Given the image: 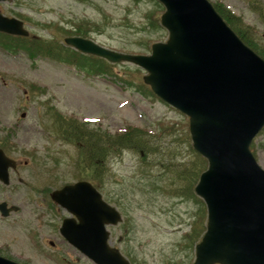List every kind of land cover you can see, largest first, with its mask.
Wrapping results in <instances>:
<instances>
[{
  "label": "rangeland",
  "instance_id": "1",
  "mask_svg": "<svg viewBox=\"0 0 264 264\" xmlns=\"http://www.w3.org/2000/svg\"><path fill=\"white\" fill-rule=\"evenodd\" d=\"M208 1L240 16L264 47V16L251 5L258 1L264 8V0ZM0 11L19 17L38 38L62 43L81 34L123 53L148 54L153 42L167 37L160 24L164 7L157 0H7ZM113 73L87 74L0 48V140L18 161L10 184L0 186V202L18 207L0 215V255L19 264H94L60 236L59 225L69 214L49 197L62 185L85 179L121 213L122 221L107 227L109 244L131 264L193 263L206 207L195 194L175 191L189 184L177 173L194 159L188 117L152 93L141 68L121 62ZM53 111L111 134L131 126L146 130L154 150L148 156L126 148L110 153L88 179L86 164L78 163L81 144L61 134L67 122ZM254 141L264 168V132Z\"/></svg>",
  "mask_w": 264,
  "mask_h": 264
},
{
  "label": "water",
  "instance_id": "2",
  "mask_svg": "<svg viewBox=\"0 0 264 264\" xmlns=\"http://www.w3.org/2000/svg\"><path fill=\"white\" fill-rule=\"evenodd\" d=\"M6 0H0V2ZM165 7V42L149 55L119 53L81 37L74 49L109 62H130L145 84L189 117L193 148L208 161L195 193L207 207L206 231L193 264H264V168L250 150L264 127V59L245 45L208 0H158ZM0 32L27 36L17 18L0 12ZM13 160L0 150V180L8 183ZM51 199L71 216L61 235L95 264H130L108 245L106 226L121 221L88 181L67 184ZM15 207L0 204L8 215ZM0 264H18L0 256Z\"/></svg>",
  "mask_w": 264,
  "mask_h": 264
},
{
  "label": "trees",
  "instance_id": "3",
  "mask_svg": "<svg viewBox=\"0 0 264 264\" xmlns=\"http://www.w3.org/2000/svg\"><path fill=\"white\" fill-rule=\"evenodd\" d=\"M252 10L264 16V8L260 2L255 1L252 4ZM215 9L222 15L226 23L236 32L238 37L242 39L257 55L264 59V47H261L254 29L250 26L243 25L241 17L234 14L223 4L215 3ZM73 35V34H72ZM80 35L81 34H75ZM0 47L10 53H18L24 51L31 59L39 57L48 58L57 62H62L74 65L81 70H85L87 74H109L114 75L113 66L104 59L85 55L71 49L60 41H50L45 38L33 36L21 37L12 36L0 33ZM63 127L64 134L69 140L70 138L81 144V153L78 159L79 165L86 164L85 171L88 179L93 177V173L98 170L99 162L108 157L110 153H115L118 150L129 149L132 151L142 152L144 156H148L149 152L154 150L148 144L149 139H145L146 130L138 127H128L124 132L118 134L101 133L99 129H87L82 123L70 122ZM69 131L71 133H69ZM264 130L261 132L263 133ZM261 135V134H260ZM264 146V143H261ZM193 150V149H192ZM251 150L256 156V143L253 142ZM194 151V150H193ZM194 159L189 160L184 164V168L177 173L179 179L188 181V185L183 188L175 189L183 195H193L194 186L196 185L199 175L207 167V161L195 151L193 152ZM91 181V180H90ZM96 185V184H95ZM204 230V229H203Z\"/></svg>",
  "mask_w": 264,
  "mask_h": 264
},
{
  "label": "flooded vegetation",
  "instance_id": "4",
  "mask_svg": "<svg viewBox=\"0 0 264 264\" xmlns=\"http://www.w3.org/2000/svg\"><path fill=\"white\" fill-rule=\"evenodd\" d=\"M5 152H6V151H5ZM6 155H7L9 158L15 160V162H16V164H17V166H18L17 159L11 155V152H9V151L6 152ZM16 170H17V168H16L13 172H15ZM0 186H8V185H4L3 183L0 182Z\"/></svg>",
  "mask_w": 264,
  "mask_h": 264
}]
</instances>
